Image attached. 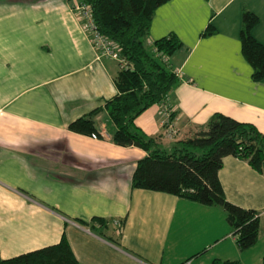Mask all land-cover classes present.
I'll return each instance as SVG.
<instances>
[{
  "label": "crops",
  "instance_id": "1",
  "mask_svg": "<svg viewBox=\"0 0 264 264\" xmlns=\"http://www.w3.org/2000/svg\"><path fill=\"white\" fill-rule=\"evenodd\" d=\"M72 1L0 0V256L55 244L64 234L80 264H260L257 242L238 248L222 206L131 186L147 152L111 141L115 127L103 106L116 93L119 64L97 57ZM243 8L259 17L251 34L264 45V0H168L156 8L149 46L169 33L182 42L169 57L180 79L166 101L174 140L216 112L264 136V76L252 78L241 51ZM208 23L215 32L203 36ZM99 107L102 137L68 128ZM160 108L148 107L135 122L162 145L174 140L162 137ZM218 176L228 201L264 215L263 173L228 155Z\"/></svg>",
  "mask_w": 264,
  "mask_h": 264
},
{
  "label": "trees",
  "instance_id": "2",
  "mask_svg": "<svg viewBox=\"0 0 264 264\" xmlns=\"http://www.w3.org/2000/svg\"><path fill=\"white\" fill-rule=\"evenodd\" d=\"M89 8L95 30L103 35L126 60L119 64L114 76L116 93L104 101V109L114 124L111 141L119 146H137L147 152L138 159L131 178L133 188L160 191L186 198L204 205L222 206L226 221L240 250L252 247L259 238L260 213L228 201L218 172L223 158L236 156L254 170L264 174V136L249 122L238 121L220 112L213 113L205 125L173 141L170 151L161 147L158 136L145 134L135 119L148 107L166 104L171 90L179 83V74L169 64V57L182 42L169 33L148 42L153 14L168 0H73ZM259 17L243 8L239 32L241 51L252 67V78L264 76V45L258 42L251 30ZM215 32L208 23L201 35ZM95 108L68 124L74 132L102 137L95 122ZM170 117L175 119L171 112ZM162 137L166 138L163 133ZM264 216V215H263ZM92 222L105 224L102 217ZM123 219L120 220L122 223ZM121 223L116 229H121ZM112 238V237H111ZM113 239V238H112ZM186 261L180 264H186ZM218 264L236 261L218 260ZM0 264H80L66 236L42 248L9 258L0 256ZM261 264H264V256Z\"/></svg>",
  "mask_w": 264,
  "mask_h": 264
},
{
  "label": "built area",
  "instance_id": "3",
  "mask_svg": "<svg viewBox=\"0 0 264 264\" xmlns=\"http://www.w3.org/2000/svg\"><path fill=\"white\" fill-rule=\"evenodd\" d=\"M72 9L75 12L76 17L82 20L85 30L91 31L90 40L93 47L97 50V57H111L121 64H125L126 60L119 55L116 46H114L103 35L99 34L95 30L94 23L90 17L88 6L77 1H72ZM171 112V109L165 103L161 104L160 126L162 129V133L166 138L174 139L177 136V130L175 127V119L170 117ZM92 137L96 136L93 135ZM186 264H188L187 261Z\"/></svg>",
  "mask_w": 264,
  "mask_h": 264
},
{
  "label": "rangeland",
  "instance_id": "4",
  "mask_svg": "<svg viewBox=\"0 0 264 264\" xmlns=\"http://www.w3.org/2000/svg\"><path fill=\"white\" fill-rule=\"evenodd\" d=\"M152 49V45H150ZM170 140L171 138H167ZM175 139V138H174ZM172 139V140H174ZM173 143H162L161 147L164 148L167 151H170L172 149ZM259 240L256 243V246H254L253 249H255V261L257 258L261 255L260 253L264 254V216L260 217V225H259ZM250 251V250H248ZM264 256V255H261ZM262 260V258H261ZM260 260V264H261Z\"/></svg>",
  "mask_w": 264,
  "mask_h": 264
}]
</instances>
